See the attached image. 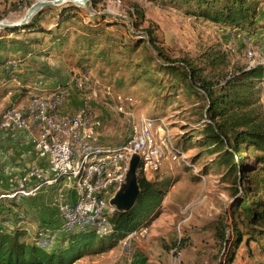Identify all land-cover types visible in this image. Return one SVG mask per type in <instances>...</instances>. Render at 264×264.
Segmentation results:
<instances>
[{
    "label": "rangeland",
    "instance_id": "rangeland-1",
    "mask_svg": "<svg viewBox=\"0 0 264 264\" xmlns=\"http://www.w3.org/2000/svg\"><path fill=\"white\" fill-rule=\"evenodd\" d=\"M35 1L37 0H0V20L8 23L20 20ZM84 2L82 1L79 6L64 2L45 7H53L54 13L57 9L77 7L75 11L80 17L81 24L78 23L77 18L74 24L70 25L75 27L78 33H82L79 28L83 22H98V26L93 28L103 27L104 35L108 39L107 45L102 42L105 36L101 34L96 39L97 44L90 51L85 44L75 51L74 37L71 35L61 52L50 50L51 54L34 57L30 55L25 57L24 61L16 59L20 63L18 74L24 87L17 88L13 84L8 87L3 86L7 92L0 98V106L8 105L6 101L12 97L15 90L19 89L20 100L14 104L24 103L30 87L38 80L40 74L44 76H42L44 84L42 92H45L57 83L65 82L73 73L89 71L101 83L109 84L115 92L129 97L137 115L142 113L152 118L165 117L172 142L182 152V149H185L183 153L187 159L190 157L188 165L191 166L193 162L194 167H185L187 164L182 162L171 163L167 159L163 161L161 172L156 179L168 181L169 186L158 213L147 225L148 232L144 238L135 239L129 248L123 247L119 241L117 246L108 252L84 256L72 264H170L175 247L180 264H223L227 258L229 244L220 241L216 233V225L219 219H223L226 238H231L229 207L232 198L228 180L224 176V167L214 165L212 159L215 158V154H209L205 146L199 143L204 124L208 120L202 112L205 101L183 87L170 86L169 74L155 64L153 57L141 60V52L129 54L123 44L138 37L143 43L142 46L145 45L148 37L144 31L149 27L156 36L158 44L171 58L190 59L195 64H200L202 53L216 50L225 53L229 69L257 64L264 66V7L260 8L258 27L253 32H246L213 26L175 7L151 0H95L92 2L93 5L90 0L86 4ZM134 7L142 12L143 18L138 17ZM107 22L114 24L106 28ZM44 23L51 25L53 20L46 17ZM0 34H5L3 29H0ZM18 36L22 38L23 32ZM148 48L144 49L145 53L154 55V51ZM247 51L256 53L260 57L253 60L248 57ZM104 53L106 54L102 55ZM128 61L139 62L138 66L146 67L148 74L155 81L154 84L152 85L151 80L135 78L134 70L139 69L135 65L127 66ZM44 67L45 69H42ZM157 83H161V86H157ZM261 85L263 89L260 103L264 111V80ZM8 89L11 94H8ZM74 91V95L77 96L78 91ZM103 108L107 109V113L102 116L105 120L102 121L107 126L103 132H106L105 135L111 143H117L126 134L124 119L98 97L94 101V109L100 118ZM125 183L117 188L114 195L106 197L107 203L121 208L116 195L124 188ZM11 199L16 201L14 198ZM16 203L19 205L9 204L11 217L4 225L14 227L23 219L26 223L22 226H26L28 239L32 240L38 227V220L34 218L33 221L30 215L25 216L22 210H19V208L25 209V201L23 203L16 201ZM52 221V225L58 223L55 219ZM58 227L57 225L55 229ZM250 245L255 248L253 243ZM49 248L50 246L47 249ZM255 251V258L249 259L242 244L233 264H256L261 252L256 248Z\"/></svg>",
    "mask_w": 264,
    "mask_h": 264
},
{
    "label": "trees",
    "instance_id": "trees-1",
    "mask_svg": "<svg viewBox=\"0 0 264 264\" xmlns=\"http://www.w3.org/2000/svg\"><path fill=\"white\" fill-rule=\"evenodd\" d=\"M93 1L90 0L92 5ZM151 1L175 7L213 26L246 32H253L258 27L260 8L264 7V0ZM76 8L57 9L54 13L53 7H45L23 27L0 28L5 32L0 34V70L10 59L24 61L30 55L51 54L50 50L61 52L71 35L74 37L75 51L84 44L90 51L97 44L99 35H104L103 27L93 28L98 26V22H83L79 28L82 33H78L70 25L77 18L81 24ZM134 8L138 17L143 18L142 12ZM46 17L53 20L51 25L48 24L50 26L44 23ZM110 24L114 23L107 22L105 27ZM21 32L24 35L22 38L18 36ZM144 32L148 37L145 45L142 46L143 43L136 37L123 44L125 51L129 54L141 52V60L153 57L155 64L169 74L170 86L183 87L205 101L202 112L208 120L199 143L205 146L209 154H215L212 159L214 165L224 167L232 198L229 207L231 238H226L223 219H219L216 225L220 241L229 244L223 264H233L242 244L249 259L255 258V248L261 252L256 264H264V111L260 103L264 66L257 64L229 69L225 53L216 50L202 53L200 64L190 59L171 58L158 44L149 27ZM102 42H108L107 36ZM148 47L155 56L145 53ZM126 64L138 67L139 70H134L135 78L151 80L154 84L146 67L138 66L139 62L128 61ZM157 86H161V83H157ZM6 92V88H1L0 98ZM182 150L185 153V149ZM192 163L185 167L193 168ZM137 177L140 193L134 206L126 210L114 206L113 212L108 215L109 231L98 234L93 228H72L58 232L49 249L36 245L37 234L42 228L55 229L59 224L58 218H52L58 221L56 225H52V219L39 218L38 227L32 240H29L26 226L4 225L11 217L9 204H19L9 197H6V202L0 199V264H72L84 256L110 251L131 230L147 226L155 218L169 186L168 181H157V177L148 180L140 166ZM19 210L24 212L22 208Z\"/></svg>",
    "mask_w": 264,
    "mask_h": 264
},
{
    "label": "built area",
    "instance_id": "built-area-1",
    "mask_svg": "<svg viewBox=\"0 0 264 264\" xmlns=\"http://www.w3.org/2000/svg\"><path fill=\"white\" fill-rule=\"evenodd\" d=\"M247 55L253 60L260 57L251 51ZM19 72V61L8 60L0 70L1 84L23 88ZM42 76L30 87L24 103L0 106V136L9 130L24 133L37 157L47 166L32 165L15 179L11 178L6 188H0V199L9 197L21 202L37 197L44 187L53 189L52 204L59 227L40 229L36 240L38 247L47 249L58 232L72 228H93L98 234L109 231L108 215L114 206L107 203L106 197L114 195L126 182L134 156L150 181L161 172L164 160L187 165L189 161L172 142L165 117L137 115L129 97L101 83L89 71L73 73L65 82L45 92H42ZM74 90L78 91L79 105L71 113L64 112ZM8 94H11L9 89ZM98 97L124 119L126 134L117 143H105L99 138L103 121L94 109ZM69 190L74 192L72 201L68 198ZM147 232V226L135 228L120 243L129 248L132 241L144 238ZM177 253L175 247L170 264H180Z\"/></svg>",
    "mask_w": 264,
    "mask_h": 264
},
{
    "label": "crops",
    "instance_id": "crops-1",
    "mask_svg": "<svg viewBox=\"0 0 264 264\" xmlns=\"http://www.w3.org/2000/svg\"><path fill=\"white\" fill-rule=\"evenodd\" d=\"M42 69H45V67ZM51 83H53V81H51ZM3 86L4 85L0 82V87L3 88ZM19 90H15L12 97L6 101L8 102V105H15L14 103L20 100L21 92ZM74 94L75 92L71 93L70 99L63 108L64 112L71 113L75 107L79 105V97ZM101 111V119L104 120L103 117L107 113V109L103 108ZM103 125L104 126L99 133V138L102 142L111 143L105 135L106 132H103V130L107 128L106 123H103ZM0 162H2V165H0V188H6L11 178L23 173L32 165L41 168H45L47 166L44 160L37 157L30 139L24 133L13 130L5 131L0 136ZM52 193L53 189L44 187L37 197L21 201L20 203L25 201V209L24 212H22L25 216L26 214L30 215L33 221H35L34 218L39 220L42 216L47 219H52L54 216L56 217L55 207L52 204ZM68 198L70 201L74 199L73 190L68 191ZM25 223L26 222L24 221V223H17V225L22 226Z\"/></svg>",
    "mask_w": 264,
    "mask_h": 264
},
{
    "label": "water",
    "instance_id": "water-1",
    "mask_svg": "<svg viewBox=\"0 0 264 264\" xmlns=\"http://www.w3.org/2000/svg\"><path fill=\"white\" fill-rule=\"evenodd\" d=\"M85 4L89 0H84ZM64 2H71L76 6H79L80 4L76 0H37L33 2L28 9L25 11L23 16L20 18V20L16 22H5L0 20V28H6V27H23L26 25V23L29 21V19L37 13L39 10H41L45 6H51V5H60ZM85 4H82L85 6ZM139 164L138 157L134 156L130 160L129 170L126 177V183L124 188L116 195L117 202L119 203L120 207L122 209H130L134 206L139 193V185H138V177H137V168Z\"/></svg>",
    "mask_w": 264,
    "mask_h": 264
},
{
    "label": "bare ground",
    "instance_id": "bare-ground-1",
    "mask_svg": "<svg viewBox=\"0 0 264 264\" xmlns=\"http://www.w3.org/2000/svg\"><path fill=\"white\" fill-rule=\"evenodd\" d=\"M76 1V0H75ZM78 1V3L80 4L82 1H84V0H77Z\"/></svg>",
    "mask_w": 264,
    "mask_h": 264
}]
</instances>
